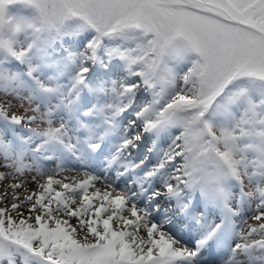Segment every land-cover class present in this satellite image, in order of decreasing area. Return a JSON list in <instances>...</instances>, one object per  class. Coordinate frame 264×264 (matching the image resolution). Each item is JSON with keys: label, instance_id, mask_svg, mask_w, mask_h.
<instances>
[{"label": "snow or ice", "instance_id": "6c2138e0", "mask_svg": "<svg viewBox=\"0 0 264 264\" xmlns=\"http://www.w3.org/2000/svg\"><path fill=\"white\" fill-rule=\"evenodd\" d=\"M0 264H264V0H0Z\"/></svg>", "mask_w": 264, "mask_h": 264}, {"label": "rangeland", "instance_id": "374dc122", "mask_svg": "<svg viewBox=\"0 0 264 264\" xmlns=\"http://www.w3.org/2000/svg\"><path fill=\"white\" fill-rule=\"evenodd\" d=\"M68 174V173H67ZM67 176H69V175H67Z\"/></svg>", "mask_w": 264, "mask_h": 264}]
</instances>
